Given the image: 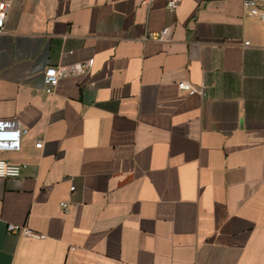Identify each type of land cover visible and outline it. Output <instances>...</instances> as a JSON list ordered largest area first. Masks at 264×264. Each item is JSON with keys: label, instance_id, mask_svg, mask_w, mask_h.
Returning <instances> with one entry per match:
<instances>
[{"label": "crops", "instance_id": "crops-1", "mask_svg": "<svg viewBox=\"0 0 264 264\" xmlns=\"http://www.w3.org/2000/svg\"><path fill=\"white\" fill-rule=\"evenodd\" d=\"M9 1L0 120L29 132L0 150L24 166L0 178V264H264V21L241 0ZM90 59L45 92L48 66Z\"/></svg>", "mask_w": 264, "mask_h": 264}, {"label": "built area", "instance_id": "built-area-1", "mask_svg": "<svg viewBox=\"0 0 264 264\" xmlns=\"http://www.w3.org/2000/svg\"><path fill=\"white\" fill-rule=\"evenodd\" d=\"M155 0H142L144 4H149ZM183 0H166L167 8L171 11L176 10ZM245 13L257 20L264 21V0H241ZM10 8L9 0H0V32L4 30L5 22ZM169 28H164L159 34L152 36L157 39L164 40L168 37ZM93 65V60L90 59L85 63H77L72 66H48L43 73L44 90L47 93H52L59 84L62 76L81 73L89 70ZM178 87L181 90L187 91L189 94H201L206 96V86H197L188 81L178 82ZM13 127V130L5 131L4 129ZM28 128H23L16 121H2L0 120V150H17L21 147V141L24 136L28 134ZM40 148L42 141L36 143ZM23 165L17 164L7 159L0 158V178H18L21 176ZM75 186H71L74 190ZM61 205L67 208V203L62 202ZM7 230L10 233H15L20 236L30 238H45L44 234L37 233L27 225H20L9 223Z\"/></svg>", "mask_w": 264, "mask_h": 264}]
</instances>
